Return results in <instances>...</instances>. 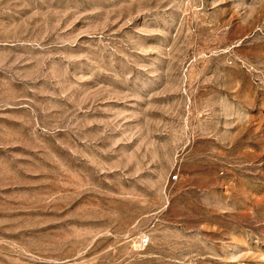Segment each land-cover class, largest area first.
I'll list each match as a JSON object with an SVG mask.
<instances>
[{"label": "rangeland", "instance_id": "rangeland-1", "mask_svg": "<svg viewBox=\"0 0 264 264\" xmlns=\"http://www.w3.org/2000/svg\"><path fill=\"white\" fill-rule=\"evenodd\" d=\"M0 264H264V0H0Z\"/></svg>", "mask_w": 264, "mask_h": 264}, {"label": "built area", "instance_id": "built-area-1", "mask_svg": "<svg viewBox=\"0 0 264 264\" xmlns=\"http://www.w3.org/2000/svg\"><path fill=\"white\" fill-rule=\"evenodd\" d=\"M176 175H174L173 177H175Z\"/></svg>", "mask_w": 264, "mask_h": 264}]
</instances>
